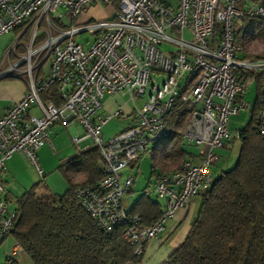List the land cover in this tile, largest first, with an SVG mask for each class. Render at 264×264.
Segmentation results:
<instances>
[{
	"label": "built area",
	"instance_id": "built-area-1",
	"mask_svg": "<svg viewBox=\"0 0 264 264\" xmlns=\"http://www.w3.org/2000/svg\"><path fill=\"white\" fill-rule=\"evenodd\" d=\"M177 1L174 9L164 0H0V35L20 31L0 57V79L18 78L26 85L0 116V176L5 160L20 153L42 178L37 151L51 145L55 123L75 119L102 161L96 187L77 188L79 204L105 233L123 226L134 256L143 255L176 209L210 189L216 151L240 136V130H230L231 116L246 111L264 138V55L247 57L244 48L251 39L241 35L236 42L233 26L243 18L264 20V0ZM95 6L109 14L77 23L86 8ZM83 33L90 38L79 43L77 35ZM185 77L191 82L180 100L190 116L182 137L194 148L196 162L183 160L179 170L160 174L143 189L144 197L164 200L159 218L143 226L123 206L133 177L121 178V171L152 142L169 135L164 117ZM253 79L258 88L251 105L244 94ZM51 87L58 105L53 97H40ZM113 94L127 95L133 103V122L105 140L102 126L123 114L121 107L100 112L103 98ZM136 98L141 105L136 106ZM18 219L0 178V239L11 237ZM22 255L14 243L5 263L18 262Z\"/></svg>",
	"mask_w": 264,
	"mask_h": 264
},
{
	"label": "trees",
	"instance_id": "trees-1",
	"mask_svg": "<svg viewBox=\"0 0 264 264\" xmlns=\"http://www.w3.org/2000/svg\"><path fill=\"white\" fill-rule=\"evenodd\" d=\"M241 25V32H235L236 42L245 35L264 43V20L243 18ZM183 80L164 117L169 135L151 143L150 169L157 178L179 170L191 154L182 137L190 114L180 100L191 80ZM40 97H53L54 104L60 103L54 87ZM252 122L249 119L240 130L234 165L221 171L210 189L199 195L200 207L187 236L161 264H264V138ZM57 169L66 184L62 194L47 188L38 193L32 187L15 201L19 219L11 237L21 247L22 256L32 264H123L128 260L137 264L142 255L134 256L123 226L105 233L76 196L77 188H94L102 176L97 147L87 145ZM127 213L147 226L159 218L160 208L141 194Z\"/></svg>",
	"mask_w": 264,
	"mask_h": 264
},
{
	"label": "crops",
	"instance_id": "crops-1",
	"mask_svg": "<svg viewBox=\"0 0 264 264\" xmlns=\"http://www.w3.org/2000/svg\"><path fill=\"white\" fill-rule=\"evenodd\" d=\"M105 10L107 11V13L104 14V18L109 14V10L108 9H105ZM1 52H0V56H1ZM25 89H26V85L22 79L12 78V77H6L4 79H0V116H2L5 110L10 107L13 100L18 99L23 94ZM140 100H141L140 98H136L135 104L138 103L137 101H140ZM142 102L143 101H141L139 105H141ZM117 107H121V110L123 112V114L118 118L126 119L127 126L132 124L133 122L132 111H133L134 105L133 103L131 104L130 101L126 100L125 95L113 94V95L105 96L103 98V107L100 112L101 113L113 112ZM31 113L34 115H38V112L36 109H32ZM73 120L75 119L69 120L66 124L61 123V122L55 123L50 128V131H49V141L51 145L44 144L37 151V157L41 159L43 168L46 170L45 172H52V169H50V165L48 164V159H47L48 155H50V157L53 158V160L56 162V165L53 169L55 170V168H57L59 164L73 157L80 149L86 147L87 145H92L91 141L86 136H84L85 134H83L82 136H80L79 134L75 135L74 132H72V135L69 134L70 133L68 129L69 124L72 123ZM230 123H231V120H230ZM68 136L70 138V141L74 137L80 138V142L78 144L73 143L74 148L72 149L67 148L65 144V140L67 141ZM230 145L231 144L228 143V145L223 147V149L225 148L227 149ZM151 146L152 144L148 146L146 152L143 155H141L135 162L125 167L121 171V178H125L126 176H129V175L133 177V185L131 187V190L125 196L123 200V206L126 211L130 209L133 203L142 194L143 189H145L148 186H152L157 179L156 176L151 174V169H150L151 162H150L149 174L144 184H142V186L137 189L135 188L136 176L140 168L141 159L144 157V155H148L150 159ZM188 146L190 145L186 144L185 148L191 154H188L187 156H185L184 160L196 162V158L194 155V152H195L194 148L190 149L192 146L190 147ZM15 154L22 156V158H25V160L28 161L24 155L20 153H15ZM13 165H14L13 163L8 161L7 165L3 167V170H2L3 172H1V176H0L4 184V187H5V198L7 199L11 208L15 207L16 199L26 191V189H22V191H19L20 189H18V187L10 184V181L12 180H9V176H11V179H12L17 174V172H20L19 170H21L18 167H15ZM2 174H4L3 177H2ZM211 174L213 176L212 169H211ZM36 175H38V173ZM44 176L45 174H43L42 178H44ZM37 177H39V175ZM34 185H32L30 188H32ZM63 185H65L64 181H63ZM46 187L48 188V186ZM135 189L140 191L139 192L140 194L136 197L132 195ZM150 199H152L158 204L160 208V212H161V208L164 204V200L158 199L154 195H151ZM200 202H201L200 196L199 195L194 196L189 200L186 206L176 209L173 216L170 218H167L164 221L163 229L159 232L158 236L152 239L146 245L144 253L140 261L137 264H161L163 263L167 259V257L176 248H178L181 245V243L184 241L185 237L187 236L190 230L192 222L197 216V213L200 207ZM4 240L5 241L10 240L12 242V245L4 253V258H5L6 254L12 249L15 242L12 239V237H7ZM18 262L19 264H24V262L25 264H32L25 255L22 256Z\"/></svg>",
	"mask_w": 264,
	"mask_h": 264
},
{
	"label": "rangeland",
	"instance_id": "rangeland-1",
	"mask_svg": "<svg viewBox=\"0 0 264 264\" xmlns=\"http://www.w3.org/2000/svg\"><path fill=\"white\" fill-rule=\"evenodd\" d=\"M164 2H165V4L171 6L174 9H176L177 4H178L177 0H164ZM105 9H106L105 7H101V6L86 8L81 13V15L78 17L77 23H83V22H87L89 20L103 19L104 14L107 13V11ZM233 26L237 28L236 30H238V32H241V30H242L241 22H239L238 20H234ZM19 34H20L19 30H11L7 34L0 35V52L3 48L5 49L6 46L12 40H14ZM87 38H90V36L86 33L77 35V41L79 43H83ZM185 38H189V34L187 33V31L185 32ZM165 47L166 46L163 45V46H161V49H164ZM4 49L2 50L1 55L4 51ZM244 52L247 55V57L262 56V55H264V43H261L259 41L251 39V41L249 40L246 43L245 48H244ZM257 88H258V81L256 79H253L252 81L247 83V89H246V92L244 94V98L251 105L253 104V101L255 99V96L257 93ZM125 96H126V100H128L127 95H125ZM141 101H143V100L141 99L140 101H137L138 103H136V106H138ZM246 117H247L246 111H242L238 115L231 116L230 117L231 123L229 125L230 130H232V132H234L236 130L243 129L247 125V118ZM126 127H127V120L126 119H124V118H111L102 126V129H101L102 136L105 140H107L108 138L113 137L115 134L122 131ZM68 129H69L70 135H72V132H74L75 135L79 134L80 136H82L84 134V130H83L82 126L76 120H73V122L69 124ZM65 144H66L67 148H69V149L74 148V144L72 142V139L70 141L69 136H68L67 141L65 140ZM230 144L231 145L227 149L222 148V149H219L216 151V153L218 155V161L211 167L213 176L215 178L217 175L220 174L221 170L223 171L226 168H231L236 161V157H237L238 149H239V144H240L239 138L233 139V141L230 142ZM188 147H190V146H188ZM192 148L193 147H191L190 149H192ZM47 159H48V164L50 165V169H52V172H45L46 170L43 168L41 159L39 157H37V161L39 163V166H40L43 174H45L44 178H42V179L41 178L39 179V177H37L38 175H36L37 173H35L36 171L33 168V166L31 164H29L28 161L25 160V158H22V156H20L18 154H14L11 157H9L8 159H6L4 162V166L7 165L8 161H10L11 163L14 164L13 166L21 169V170H19L20 172H17V174L12 179H11V176H9V180H12V181H10V184L18 187V189H20L19 191H22V189L28 190L32 185L35 184L33 187L35 188V190L38 193L41 192L44 187L47 188L46 186H48L47 189L52 191L53 193L62 194L66 189V184L63 185V181H62L63 179H62L61 173L58 171V169L55 168V170H53L55 165H56V162L53 160V158H51L50 155H48ZM149 165H150L149 156L144 155V157L141 159L140 168H139V170L137 172V176H136V182H135V188L136 189L141 187L142 184H144V182H145V180L149 174ZM3 175L4 174H2V177H3ZM136 189L134 190V192L132 194L134 197H136L140 194L139 193L140 191L136 190ZM11 245H12V242L10 240H7V241L4 240V241L0 242V264H5L4 253L6 252V250ZM144 250H145V248H144ZM143 253H144V251H143ZM24 264H25V262H24Z\"/></svg>",
	"mask_w": 264,
	"mask_h": 264
},
{
	"label": "water",
	"instance_id": "water-1",
	"mask_svg": "<svg viewBox=\"0 0 264 264\" xmlns=\"http://www.w3.org/2000/svg\"><path fill=\"white\" fill-rule=\"evenodd\" d=\"M91 144H92V143H91ZM218 177H220V175H219ZM218 177H216L215 180L218 179Z\"/></svg>",
	"mask_w": 264,
	"mask_h": 264
}]
</instances>
